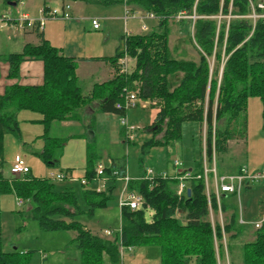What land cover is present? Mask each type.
<instances>
[{"label":"trees","instance_id":"16d2710c","mask_svg":"<svg viewBox=\"0 0 264 264\" xmlns=\"http://www.w3.org/2000/svg\"><path fill=\"white\" fill-rule=\"evenodd\" d=\"M87 4L110 6L125 4V0H68ZM258 0H127L133 11L153 13L158 29L145 34H125L121 46L112 57H103L117 70L115 76L101 86L107 89L100 109L126 116L128 110L117 108L124 104L128 92L138 91L141 100H159L162 104L154 123L148 127L151 137L142 143V150L156 146L170 147L182 136L187 121L205 125V157L196 162L197 171H203L204 159L208 166L217 165V154H225L229 141L246 139L248 132V100L261 99L264 130V19L254 20L264 13ZM180 12L195 18H183L190 42L197 48L199 60L176 58L169 46V21ZM219 15H230L220 19ZM191 26V28H190ZM192 26L194 32L192 31ZM40 44H27L21 53L0 56L10 64L9 76L18 77L23 61L37 59L44 63V83L41 85L13 84L0 93V157L4 154L7 134L20 137L18 114L29 110L42 115L38 121L44 127V148L39 156L51 162L64 140L49 134L55 121L78 118L85 105L94 98L82 93L78 84V61L61 54L60 50L39 33ZM125 54L136 58V69L123 73L119 64ZM214 58L218 67L212 68ZM222 68V69H221ZM222 72L220 73V71ZM221 74V76H220ZM138 82V86L135 85ZM125 141L128 138L124 127ZM213 156L215 161H213ZM95 153L88 151L84 178L87 184L84 197L89 215L107 205L117 181L114 169L123 173L126 164L105 166L112 187L104 191L95 188ZM217 168V167H216ZM241 169V168H240ZM176 181L163 180L151 187L146 181L132 180L129 189L139 191L156 214L152 222L145 220L143 211L121 208V227L114 238H102L75 219L82 213L73 189L57 190L54 179L37 178L31 172L9 181L0 171V193L14 192L32 202L30 217L46 231L74 230V246L81 251L82 264H120L121 247H153L158 249L159 264H221L227 253H232V241L245 231L233 213L229 220H210V205L219 210L217 197L206 193L205 182L193 180L191 189L182 197L176 194ZM211 202V203H210ZM210 203V205H209ZM222 203L221 210H226ZM183 212L185 221L176 217ZM253 241L241 248L243 264H264V222L255 231ZM226 240V246L224 241ZM21 253L3 251L0 264H23Z\"/></svg>","mask_w":264,"mask_h":264},{"label":"rangeland","instance_id":"374dc122","mask_svg":"<svg viewBox=\"0 0 264 264\" xmlns=\"http://www.w3.org/2000/svg\"><path fill=\"white\" fill-rule=\"evenodd\" d=\"M24 2L25 5L29 6V0H24ZM41 4L40 6L42 7L43 5ZM8 7V1H0V10L2 12H7ZM85 11L89 16L97 15L102 24V31L107 30L109 27L113 38L118 39L125 34V21L115 19L117 16H123L124 7L122 4L105 7L99 4H87ZM254 14L257 13L253 7V14L250 17L256 20L257 18ZM231 17L230 15L218 16L220 19H230ZM180 20V18L176 17L169 21V46L172 50V55L176 58L198 61V50L189 40L187 25ZM147 24H150V22H147ZM140 26V22L137 19H130L126 24V28H134L142 32ZM152 29H158V19H155L145 32L147 33ZM192 31L194 32L193 26ZM145 32L142 33L145 34ZM115 54L116 52L113 56ZM106 57H110V55ZM210 61L212 68L218 67L214 58ZM129 62L128 73H132L136 69V58L130 57ZM138 84V82H135L136 86ZM149 104L159 107L162 103L159 100H150L146 103L142 101L141 104L128 110L127 118L129 123L137 128L132 134L133 138L128 143L121 139L119 135L114 137L112 133L104 131L99 132L95 137H91L88 133L86 136L78 137L76 135L81 133L79 126L75 125L70 129L63 128L60 121H55L56 126L52 128L50 134L59 136L64 140V144L62 147L57 148L53 154L51 160L53 164L45 162L39 156V153L44 148V138L42 136L44 130L42 125L34 122L33 119L40 117V114L29 110H22L18 115L20 137L14 134H7L4 138V154L2 158L0 157V171L4 178H9V181L19 178V176L12 175L11 173L14 159L19 155L25 160L34 177L49 178L52 173L56 175L64 173L66 177L62 180H54V185L57 190L68 188L75 191L82 210V213L76 215L75 219L85 225L94 234L102 238L112 239L116 236L121 225L119 196L123 182L117 180L114 183L115 187L107 205L96 209L93 216L89 215V206L84 197L86 186H83L81 183L86 170V151L88 153L90 150L95 153L94 158H97L96 160L101 162L99 164L109 166L112 160L118 163H125L128 174L131 177L132 175L133 177H138L140 169L148 167H153L157 170L164 168V170L171 172L173 169L172 160L175 157L180 158L184 162L183 166L188 167L192 165L193 160L197 158L199 144L203 140L201 124L195 121H187L183 124L181 139L174 142L172 146L168 148L156 146L148 150H142V143L148 138L146 128L149 126L148 123L150 122V115L152 113ZM248 108L251 122V128L248 132V157L239 154L242 141L240 139H233L232 150L225 154H217L216 161L219 164L222 162L224 166L246 162L252 169L262 170L264 169V130L261 99L257 96L250 97ZM177 146L181 147L180 152L176 148ZM234 151H238V154ZM194 156L196 157L194 158ZM213 161H215L214 156ZM170 164L171 168L167 169L170 167ZM112 185L113 183L110 180L106 181L107 189L112 187ZM20 199L22 198L18 197L14 192L0 193V247L2 250L8 252L16 250L20 252L24 258L23 264H82L81 251L73 244L77 232L74 230H43L38 221L30 217L29 210L32 202L22 199L23 203L19 204ZM178 218L179 220H183L182 215ZM214 220L215 222L221 221L217 213H214ZM106 230L112 231V235H107L105 233ZM255 231L256 228L252 232L253 235ZM254 238L255 235L251 238V241ZM134 251L124 249L120 264H159L160 255L158 249L153 247H137L136 252ZM236 252H232L229 256L231 264H243L241 253L238 254Z\"/></svg>","mask_w":264,"mask_h":264},{"label":"crops","instance_id":"0c3cea01","mask_svg":"<svg viewBox=\"0 0 264 264\" xmlns=\"http://www.w3.org/2000/svg\"><path fill=\"white\" fill-rule=\"evenodd\" d=\"M4 1V0H0ZM8 1L9 7L7 8V13H10L15 16H19L21 14H28L31 17H39L41 8L40 4L48 7H63L65 4H69L71 6V19H49V21L45 22L44 29L42 31H37L33 29H27L25 31H19L12 27H6L0 29V56H4L10 53H21L27 44H40L39 33H41L46 40H48L51 45L58 48L66 57L74 58L78 61L77 67V78L78 84L81 87V91L86 96H92L95 94V98L85 105L79 113L78 118H71L60 121L63 128H73L75 125L81 128V133L76 135L78 137L86 136V134H90L91 137H95L101 131L106 133H112L113 136H118L125 140L124 134V126L120 122V115L114 112H103L100 107L104 100V95L107 92V89L103 85V83H107L110 81L116 74L115 67L106 60L96 59L98 57L103 58L106 56L112 57L115 52L118 51V48L121 46L123 37L126 34V30L131 31L133 34H144L134 28L128 29L126 28L125 23V34H123L120 38L115 39L112 36L109 27L107 30L102 31V24L100 23V28L95 29L92 25L91 19L97 18L100 21V18L97 15L89 16L86 14V6L87 3L82 1H68V0H29V6L25 2L23 5L16 4L14 0H6ZM28 3V2H27ZM32 4V5H31ZM19 5V6H18ZM123 5V4H122ZM103 6V5H102ZM105 7V6H103ZM124 7V5H123ZM104 10V9H103ZM102 18V17H101ZM114 19V18H113ZM115 19H124V11L123 16H117ZM155 19H145L144 22H150L147 24L148 28L151 23ZM129 22V20H128ZM131 33V34H132ZM146 33V32H145ZM112 55V56H111ZM10 64L4 60H0V93L3 94L7 87L13 84H21V85H41L44 83V63L41 60L37 59H27L22 62L20 67V75L18 77H10ZM143 101V100H142ZM141 101V103H142ZM145 102V101H143ZM138 103L137 105L141 104ZM146 103V102H145ZM152 113L150 115V122L148 123V127H150L160 109L156 106H151ZM20 113V112H19ZM39 114V113H38ZM19 115V114H18ZM128 112L126 114V117ZM42 118L35 117L33 119L34 122L39 123L38 121ZM128 119V118H127ZM129 121V120H128ZM41 124V123H40ZM42 125V124H41ZM55 122L52 123L49 134L52 132V128H54ZM203 131V140L199 144V151L197 155V160L200 159L202 155L205 153V125H202ZM43 127V125H42ZM251 128L250 122V112L248 108V132ZM44 130V127H43ZM246 139H240L241 153L239 154L245 155L248 157V144L249 137ZM44 133V132H43ZM53 137L60 138L55 134H50ZM127 135V134H126ZM147 139L151 137V133L146 128ZM61 139V138H60ZM146 139V140H147ZM144 140V141H146ZM126 142V141H125ZM128 143V142H127ZM229 149L226 153L232 150V140L228 142ZM89 145V144H88ZM178 151L180 152L181 147L177 146ZM238 154V151H234ZM87 157V151H86ZM196 156H194L195 158ZM193 160L192 165L186 167L185 169H193L197 170L196 162L197 160ZM87 161V160H86ZM98 162V161H97ZM101 162H98V164ZM184 164V162H183ZM124 163H118L114 160L111 161L109 166H121ZM108 166V165H104ZM243 166H247L250 171H255L258 169H252L249 167L246 162H241L232 166H224L222 162H217L216 170L218 175L237 173L240 171V168ZM253 167V166H252ZM171 168L170 167L167 169ZM254 168V167H253ZM144 169H140L139 175L143 174ZM158 170H164V168H160ZM86 172V171H85ZM32 173V172H31ZM132 175V174H131ZM138 175V177H140ZM133 177L132 178H138ZM222 203L226 206V210L222 211L223 222L230 219L231 215L235 213L238 218V223L241 227L244 228V232L235 241H232V252L237 251L236 253H241V248L245 242L251 241V238L254 237L253 230L254 221L260 219L264 216V179L256 182V183H247L245 187L242 189L240 194L235 193H225L222 195ZM121 211V207H120ZM220 216L219 211H216ZM121 227V225H120ZM224 242V241H223ZM226 246V243H225ZM135 250V251H134ZM134 252H136L137 248H134ZM152 251H154L152 249ZM232 253H227L226 258L222 261L221 264H231L229 256Z\"/></svg>","mask_w":264,"mask_h":264},{"label":"built area","instance_id":"2783aa9c","mask_svg":"<svg viewBox=\"0 0 264 264\" xmlns=\"http://www.w3.org/2000/svg\"><path fill=\"white\" fill-rule=\"evenodd\" d=\"M16 4L23 5L24 0H14ZM124 4V19L125 23H128L130 19H137L140 22V29L142 31H147L149 28L147 24L144 22L145 19H157L153 13L150 12H142V11H133L131 6L126 3ZM258 7L264 9V0H258ZM40 16L39 17H31L28 14H21L19 16L12 15L7 12H2L0 10V29L6 27H12L19 31H25L27 29H33L37 31H42L45 26V22L49 19L63 18V19H71V6L69 4H65L63 7H48L42 6L39 9ZM256 18H263L264 13L262 14H254ZM176 17L183 18H195L193 15H187L186 12H180L176 15ZM92 25L95 29L100 28V21L97 18L91 19ZM131 31L126 30V34H131ZM130 57L125 54L119 60V64L121 67V71L123 73H127L129 70V62ZM141 99L138 96V91L128 92L125 97L124 104L118 103L116 105L117 108H124L129 110L130 108L136 107L138 103H141ZM121 124L127 129V136L129 139L133 138V133L136 131V127L130 125L126 116H120ZM205 156V155H204ZM173 169L172 171L168 170H157L153 167H148L144 169L143 174L138 178H132L128 174V169H126L124 173L120 169H114L112 172L113 176H116L117 180L123 182V187L119 196V206L129 207L133 211H143L145 220L147 222H152L153 218L156 214L155 209L149 205L144 196L137 190L129 189V182L132 180L138 181H146L151 187L158 185L160 181L163 180H171L176 181V194L179 197H182L187 194L189 189V184L193 180H201L203 179L205 182V188L207 196L210 200V193L214 192L217 197V203L219 207L220 213V223L223 226V218H222V210H221V197L225 193H235L240 194L242 189L245 187L247 183H256L264 179V169L250 171L247 166L241 167L240 171L237 173H230L224 175H218L216 170L215 162L212 167L208 166L206 159H204L203 171H197L193 169H185L183 166V162L180 158H174L172 160ZM106 167L103 164H98L96 167V176H95V188L97 191L101 192L106 189V181H109L111 178L106 174ZM31 169L26 164L25 160L17 155L14 159V164L11 168L12 175L15 176H24L27 173H30ZM66 177L64 173L54 174L52 173L50 178L54 180H62ZM82 184H87L88 181L86 178L81 179ZM23 200H19V204H22ZM211 203V202H210ZM209 203V205H210ZM215 211L212 209L210 205V220L215 225L214 220ZM183 214L180 210L176 211V216L180 217ZM183 222L185 223L184 219ZM264 222V216L260 219L254 221V227L256 229L260 228ZM105 233L107 235H112V231L106 230ZM224 243H226L224 237ZM130 247L128 250H132ZM124 248L121 247V251Z\"/></svg>","mask_w":264,"mask_h":264},{"label":"water","instance_id":"95a60500","mask_svg":"<svg viewBox=\"0 0 264 264\" xmlns=\"http://www.w3.org/2000/svg\"><path fill=\"white\" fill-rule=\"evenodd\" d=\"M187 193L190 196V194H191V189L190 188L188 189Z\"/></svg>","mask_w":264,"mask_h":264}]
</instances>
